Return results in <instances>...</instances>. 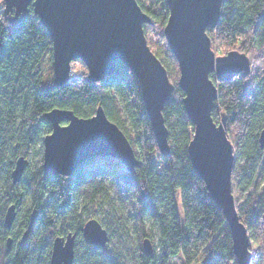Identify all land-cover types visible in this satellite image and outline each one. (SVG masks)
<instances>
[{"label":"trees","instance_id":"obj_1","mask_svg":"<svg viewBox=\"0 0 264 264\" xmlns=\"http://www.w3.org/2000/svg\"><path fill=\"white\" fill-rule=\"evenodd\" d=\"M135 1L151 20L143 26L147 45L174 85L162 110L170 149L167 158L158 152L133 74L117 64L109 78L88 83L86 67L76 61L81 72L70 73L64 85L55 87L52 43L32 8L29 6L28 14L13 25L0 3V264H49L52 241L68 234L75 236L73 264H125L122 256L107 246H89L82 238L85 221L81 220V205L94 203L99 195L108 199L110 194L127 206L137 230L134 264H168L176 256H181L184 264H236L223 214L208 199L188 158L193 126L182 106L183 93L176 86L177 63L163 36L168 7L165 0ZM206 33L218 49H235L250 61L245 78L217 82L210 75L217 88L211 117L216 124L221 115L225 117L234 155L231 182L246 189L245 197L239 193L235 199L238 215L255 245L252 263L264 264V241H258V233L264 229V141L262 146L259 142L264 131V0H223L217 26ZM97 107L130 143L138 161L134 170L128 172L111 157H95L86 162L103 158L105 166L85 169L84 162L68 177L45 173L42 139L51 126L44 114L60 109L86 119ZM36 151L40 155L37 167L27 171L28 161L21 180L12 184L16 160L27 159ZM11 205L16 217L10 230H5L4 214ZM146 222L156 230L158 253L155 247L150 255L143 251L145 239L153 243ZM16 224L21 226L13 233ZM102 228L108 234L113 232L108 226ZM20 234L21 241L13 245Z\"/></svg>","mask_w":264,"mask_h":264},{"label":"water","instance_id":"obj_2","mask_svg":"<svg viewBox=\"0 0 264 264\" xmlns=\"http://www.w3.org/2000/svg\"><path fill=\"white\" fill-rule=\"evenodd\" d=\"M169 15L163 36L178 67L177 88L183 93L182 106L193 126L187 154L192 169L203 182L207 197L222 212L232 240L236 264H250L247 228L240 221L232 194L233 149L225 131V117L216 124L211 112L217 98V82L250 73L249 58L237 51L216 56L206 30L220 19L223 0H165ZM3 13L17 25L29 6L52 43L53 85L60 87L70 77L71 64L81 62L87 69L86 81L98 83L112 76L117 64L136 78L151 131L163 158L170 155L168 132L162 110L170 100L174 85L166 70L149 49L143 32L150 25L135 0H2ZM51 126L42 139L41 166L49 175L70 176L84 162L95 157H111L132 172L138 161L119 128L97 107L90 118H78L71 111L52 109L44 114ZM264 141V131L259 142ZM28 160L19 157L11 172L18 183ZM16 217L15 206L4 214L3 227L10 230ZM33 221V220H32ZM31 226V225H30ZM86 245L103 248L107 231L94 219L82 228ZM75 236L68 234L52 241L49 264H73ZM11 238L6 240L10 249ZM146 255L150 242H142Z\"/></svg>","mask_w":264,"mask_h":264},{"label":"rangeland","instance_id":"obj_3","mask_svg":"<svg viewBox=\"0 0 264 264\" xmlns=\"http://www.w3.org/2000/svg\"><path fill=\"white\" fill-rule=\"evenodd\" d=\"M1 3V2H0ZM211 50L215 53L216 56H222L230 51H236L235 49L231 50H221L218 49L215 44H211ZM81 72V65L78 62H73L71 65V75H77ZM234 157V155H233ZM27 160L29 161V167L27 171H33L38 163L40 162V155L38 151L31 153ZM105 166L103 158H97L92 163H84L82 167L85 169H98ZM236 184V185H235ZM232 185V194L234 197V201L236 197L239 196V193L242 197H245V187L241 183H235ZM108 196V195H107ZM103 195H99L94 203L89 205L82 204L80 207V216L81 220L88 221L90 219L96 220L101 226H108L113 232L109 233V241L106 246L110 252H116L120 254L125 262V264H134L136 259V248H137V230L134 227L133 220L129 213V209L126 205L118 203L116 199L110 194L108 199L103 198ZM176 209L181 219V207L179 203V199H176ZM236 209L238 206L236 205ZM26 210V208H25ZM238 212V210H237ZM20 224L14 225L12 228L16 233ZM146 226L151 229L152 234V247H155L156 252L158 253L159 248L157 247L158 236L154 227L149 222H146ZM18 239H15L13 245H16L17 242L21 241L22 234ZM258 241L259 243H263L264 241V229L259 233ZM250 252L253 253L255 250L254 242L249 240ZM168 264H184L181 256H176L171 258ZM252 263V259L251 262Z\"/></svg>","mask_w":264,"mask_h":264},{"label":"snow or ice","instance_id":"obj_4","mask_svg":"<svg viewBox=\"0 0 264 264\" xmlns=\"http://www.w3.org/2000/svg\"><path fill=\"white\" fill-rule=\"evenodd\" d=\"M0 2H2V0H0Z\"/></svg>","mask_w":264,"mask_h":264}]
</instances>
